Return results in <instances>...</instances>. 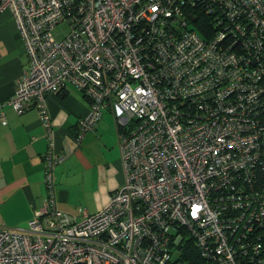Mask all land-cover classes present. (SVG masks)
Here are the masks:
<instances>
[{"label": "built area", "instance_id": "2783aa9c", "mask_svg": "<svg viewBox=\"0 0 264 264\" xmlns=\"http://www.w3.org/2000/svg\"><path fill=\"white\" fill-rule=\"evenodd\" d=\"M5 11L29 60L8 104L40 111L48 194L28 228H0V264H194L192 247L202 264H264V0H0ZM68 87L91 106L78 142L111 110L125 170L79 221L56 205L69 153L47 107Z\"/></svg>", "mask_w": 264, "mask_h": 264}, {"label": "crops", "instance_id": "0c3cea01", "mask_svg": "<svg viewBox=\"0 0 264 264\" xmlns=\"http://www.w3.org/2000/svg\"><path fill=\"white\" fill-rule=\"evenodd\" d=\"M29 68L26 48L11 11L0 14V228L26 229L48 194L44 158L48 152L40 111L32 107L19 115L8 102ZM56 130V152L69 153L55 172L57 208L80 220L79 209L102 211L125 184L119 135L111 110L95 131L78 142V127L90 113V103L68 87L47 97Z\"/></svg>", "mask_w": 264, "mask_h": 264}, {"label": "rangeland", "instance_id": "374dc122", "mask_svg": "<svg viewBox=\"0 0 264 264\" xmlns=\"http://www.w3.org/2000/svg\"><path fill=\"white\" fill-rule=\"evenodd\" d=\"M69 32V28L67 25H63V26H60L58 27L55 31H54V35L55 37L58 39V40H63L65 39L67 33ZM172 234L174 236H177V231L176 230H173L172 231ZM173 253H174V262L177 261L179 258H180V253H177V247L174 248L173 250Z\"/></svg>", "mask_w": 264, "mask_h": 264}, {"label": "trees", "instance_id": "16d2710c", "mask_svg": "<svg viewBox=\"0 0 264 264\" xmlns=\"http://www.w3.org/2000/svg\"><path fill=\"white\" fill-rule=\"evenodd\" d=\"M184 259L187 260V262L192 261V262H194V264H202L201 259L198 255V252L196 251V249L194 247H192V249H190V254H188V256L184 255Z\"/></svg>", "mask_w": 264, "mask_h": 264}]
</instances>
